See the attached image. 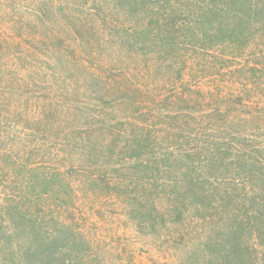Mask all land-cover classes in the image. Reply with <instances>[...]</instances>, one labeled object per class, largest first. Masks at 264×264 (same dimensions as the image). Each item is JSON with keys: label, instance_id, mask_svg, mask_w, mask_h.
I'll return each instance as SVG.
<instances>
[{"label": "trees", "instance_id": "trees-1", "mask_svg": "<svg viewBox=\"0 0 264 264\" xmlns=\"http://www.w3.org/2000/svg\"><path fill=\"white\" fill-rule=\"evenodd\" d=\"M31 11L14 81L46 91L13 118L33 146L0 134V264H144L89 227L111 211L177 264H264V0Z\"/></svg>", "mask_w": 264, "mask_h": 264}, {"label": "rangeland", "instance_id": "rangeland-1", "mask_svg": "<svg viewBox=\"0 0 264 264\" xmlns=\"http://www.w3.org/2000/svg\"><path fill=\"white\" fill-rule=\"evenodd\" d=\"M31 7L32 0H0V60H2L0 65L3 68L0 71V77L3 73L6 74L5 76L8 75L5 83L0 82V110L3 112L4 119L8 120L7 123L0 125V134L9 137L13 142H26L28 146H33L32 141L35 138L30 137V133L27 131L26 134L23 132L25 131L23 122L13 120L14 115L16 116L15 110L24 119L36 117L38 100L44 98L43 91L46 90L43 89L45 87L38 85L30 86L28 90H24L21 85L16 84L14 79L18 77L19 68L17 70L15 67L11 55L23 57L26 50H30L31 34L24 22L31 19ZM31 57L34 58L33 53ZM35 57L37 56L35 55ZM40 65L44 71L48 70L47 63ZM23 66V64L20 66V70H23ZM15 123L17 126H14ZM251 134L256 136L259 132ZM37 138L40 142H44L42 134ZM261 142L264 144V141ZM31 148L33 147H28L27 150ZM88 216L92 223L89 227L103 237V248L111 254L125 256L124 248H126L133 251L136 258L144 264H177L175 258L180 257V246L166 244L165 239L139 237L136 239L132 236L133 232L124 227L126 223L123 220H117L112 216V211L103 213L101 220L92 212H89ZM122 259L126 260L125 257Z\"/></svg>", "mask_w": 264, "mask_h": 264}]
</instances>
